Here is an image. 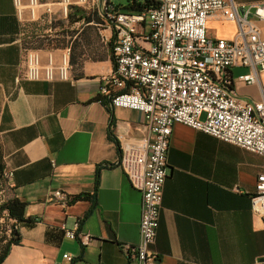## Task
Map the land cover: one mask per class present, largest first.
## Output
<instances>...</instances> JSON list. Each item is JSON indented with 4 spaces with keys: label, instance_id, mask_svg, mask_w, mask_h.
Returning a JSON list of instances; mask_svg holds the SVG:
<instances>
[{
    "label": "crops",
    "instance_id": "crops-1",
    "mask_svg": "<svg viewBox=\"0 0 264 264\" xmlns=\"http://www.w3.org/2000/svg\"><path fill=\"white\" fill-rule=\"evenodd\" d=\"M60 1L33 7L30 0H0L1 141L11 183L28 203L26 216L35 218L18 224L21 240L2 264H60L67 251L74 264H133L125 247L140 242L142 192L121 164L117 139L146 135L148 127L142 112L111 107L102 92L114 70L115 38L103 8L129 0L83 6L92 18L71 25V46L37 48L45 63L68 55L71 79L31 81L24 36L51 22L47 10L58 11ZM213 23L212 37L236 31L235 22ZM248 70L234 71V88L244 100L261 101L264 70L256 83L239 80ZM168 163L153 245L158 263L264 264V217L252 209L264 156L177 122ZM77 220L81 236L72 240L64 229Z\"/></svg>",
    "mask_w": 264,
    "mask_h": 264
},
{
    "label": "built area",
    "instance_id": "built-area-1",
    "mask_svg": "<svg viewBox=\"0 0 264 264\" xmlns=\"http://www.w3.org/2000/svg\"><path fill=\"white\" fill-rule=\"evenodd\" d=\"M90 1L61 0L58 11L47 10L48 18L67 20L72 6ZM30 2L33 7L42 4ZM110 15L114 70L102 92L109 106L142 112L148 127L146 135L124 133L117 139L121 164L142 192L140 242L125 249L133 264H159L153 245L164 207L175 123L264 156V89L261 101H247L234 88V71L239 67L249 68L238 75L247 83L259 81L264 70V0H159L143 11L121 7ZM213 22H235L236 31L231 37H212ZM26 62L31 81L71 79L68 55L60 63L52 58L45 63L40 50L29 49ZM256 188L252 209L264 217V172ZM81 225L77 220L65 227L66 236L77 240ZM74 261L75 255L67 251L60 264Z\"/></svg>",
    "mask_w": 264,
    "mask_h": 264
},
{
    "label": "trees",
    "instance_id": "trees-1",
    "mask_svg": "<svg viewBox=\"0 0 264 264\" xmlns=\"http://www.w3.org/2000/svg\"><path fill=\"white\" fill-rule=\"evenodd\" d=\"M108 6L107 4H105ZM156 0H129V2L124 5H110V9L103 8V10L111 12L113 8H121L125 7L127 9H131L133 11H143L146 8L156 6ZM106 7V6H105ZM98 9H96L97 11ZM91 14H88L86 9L83 6H72L68 12L67 20H58L52 21V27H62L61 32L59 33H49L44 36H39L33 38L31 43L24 41V47L26 49H63L71 46V41L76 34L75 29H70L71 25L76 22L81 21H90ZM2 144V143H1ZM3 150V145H2ZM4 154V150H3ZM4 158V155H3ZM7 166L5 158L0 162V183H3L4 180L8 181V190L7 195L3 199L0 200V231L2 230L1 219L5 213L8 214V217L13 220V227L10 229L11 233L9 235H5L4 241L6 243L2 246V251L0 252V264L3 263L5 258L8 256L13 246L18 244L21 240V233L18 229V224L24 221H32L35 220L33 217L26 216V207L27 201L23 200L18 193L16 192L15 187L11 183V177L7 175ZM83 221V220H82ZM81 221V222H82Z\"/></svg>",
    "mask_w": 264,
    "mask_h": 264
},
{
    "label": "rangeland",
    "instance_id": "rangeland-1",
    "mask_svg": "<svg viewBox=\"0 0 264 264\" xmlns=\"http://www.w3.org/2000/svg\"><path fill=\"white\" fill-rule=\"evenodd\" d=\"M118 2H122V3H127L128 0H117ZM86 6V5H85ZM48 19V18H47ZM65 18L63 16H54V21H58V20H64ZM49 20V19H48ZM44 22H42V24H38L34 27L31 26V28L29 29V33H27L24 36V41L31 43L30 41H32L33 38L36 37H41L44 35H47L49 33H59L62 30V27H57V28H53L52 27V23L53 22H48L47 20H43ZM221 23H213V27L214 28H219V27H223L224 25H220ZM50 27V30H49ZM2 141H1V134H0V162L3 161V150H2ZM8 186V181L7 179L4 180L3 183H0V200L3 201V199L6 197L7 195V188ZM1 224H2V230L0 231V252L2 251V246L6 243V241H4V237L5 235H9V233H11L10 229L13 227V220L11 218L8 217V214L5 213L4 216L1 219Z\"/></svg>",
    "mask_w": 264,
    "mask_h": 264
},
{
    "label": "bare ground",
    "instance_id": "bare-ground-1",
    "mask_svg": "<svg viewBox=\"0 0 264 264\" xmlns=\"http://www.w3.org/2000/svg\"><path fill=\"white\" fill-rule=\"evenodd\" d=\"M103 1H105V0H103ZM156 2L159 3V0H156Z\"/></svg>",
    "mask_w": 264,
    "mask_h": 264
}]
</instances>
